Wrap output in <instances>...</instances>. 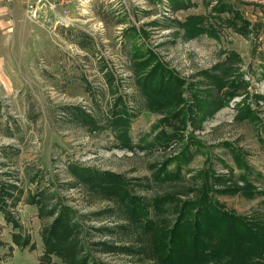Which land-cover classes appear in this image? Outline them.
I'll list each match as a JSON object with an SVG mask.
<instances>
[{
    "label": "rangeland",
    "instance_id": "374dc122",
    "mask_svg": "<svg viewBox=\"0 0 264 264\" xmlns=\"http://www.w3.org/2000/svg\"><path fill=\"white\" fill-rule=\"evenodd\" d=\"M192 1L177 11L171 0L77 2L68 26L27 16L0 40V264H68L55 251L45 255L43 235L67 206L80 225L79 261L156 264L153 231L171 227L205 181L244 186L248 178L264 190V0H222L253 23L248 36L221 27L228 12L213 10L217 0ZM195 14L214 32L188 38L173 20ZM148 49L186 81L193 109L233 90L232 80L250 85L213 116L170 125L163 119L172 106L137 77L135 62ZM246 104L253 115L240 118ZM176 126L182 136L168 139ZM188 143L190 161L170 162ZM106 173L123 180L100 181ZM126 191L137 203L123 199ZM165 194L170 201L158 206ZM213 197L236 214L264 213L263 196ZM15 232L30 244L17 245Z\"/></svg>",
    "mask_w": 264,
    "mask_h": 264
},
{
    "label": "trees",
    "instance_id": "16d2710c",
    "mask_svg": "<svg viewBox=\"0 0 264 264\" xmlns=\"http://www.w3.org/2000/svg\"><path fill=\"white\" fill-rule=\"evenodd\" d=\"M171 4L172 8L177 11L195 6L196 3L192 0H171ZM213 8L219 16L228 12V16L225 18L219 17L221 27L227 24L228 27L244 36H248L254 30L253 23L244 18L241 12L230 2L217 0L213 4ZM173 20L181 28L186 29L188 38L196 37L202 32L208 34L214 32L213 26L206 23L207 17L201 14L188 16L185 21ZM179 32L180 29L177 34ZM139 56L141 57H137L135 62L138 80L141 81L151 96L155 95L154 98L162 95L164 100L160 103L161 105L164 107L172 106L163 120L173 126L174 121L180 122L184 128L188 121L194 124L198 122V119L213 116L216 110L228 105L240 88L245 87L246 89L250 85V82L242 77L239 79V84L236 80H232L233 90L208 101V106L198 101L193 109V105L189 104V99L184 95L188 87L183 78L181 79L180 76L166 68L153 49L141 51ZM222 84L220 82V86ZM257 96L264 98L262 95ZM195 97L200 100L197 94ZM239 111L242 113L245 111L243 116L240 114V118L245 117V115H253L248 104ZM175 128L177 130L167 135L168 139L182 136L180 134L181 128L177 126ZM164 132L163 129L162 133ZM190 147V143L186 144L179 155L171 157L170 162L183 165L189 162L193 153L190 151ZM237 160L241 164L246 163V160L240 156L237 157ZM166 172L169 175L172 174ZM162 174L159 177H162ZM98 179L109 182L123 180L115 174L107 173ZM242 180L244 186L238 184L224 187L215 186L217 183H224L227 180H215L217 181L215 184L205 181L201 184L203 188L200 191L199 200H187L178 211V218L171 227L162 226L160 230L153 231L154 249L152 255L157 257L156 264H264V213L255 216L236 214L232 210H227L220 201L213 197L215 190H218L220 192L231 191L234 194L242 191L248 198L260 196L264 198L263 189L256 187L248 178ZM1 197L2 194H0V200ZM126 197L132 203H137L135 196L129 194L128 191L124 192L123 199L125 200ZM170 199L171 196L167 194L156 196L155 203L160 206ZM137 209L136 207L135 210L137 211ZM69 212L70 208L64 207L54 219L53 224L44 229L45 255L48 256L55 251L62 255L68 264H90L85 257L79 261L82 251H79L74 236L76 231L79 232L80 225L71 220ZM8 219H11L10 213H8ZM149 221L147 228L152 230L155 226L153 225L154 227L151 228L150 226L155 221ZM78 232L76 233L77 236ZM13 236L14 242L21 247L30 244V238L22 235V232H15Z\"/></svg>",
    "mask_w": 264,
    "mask_h": 264
},
{
    "label": "built area",
    "instance_id": "2783aa9c",
    "mask_svg": "<svg viewBox=\"0 0 264 264\" xmlns=\"http://www.w3.org/2000/svg\"><path fill=\"white\" fill-rule=\"evenodd\" d=\"M16 1V0H10ZM90 0H22L24 11L30 20L54 24L55 26H68L72 23V8L79 2L82 6ZM84 10V8H81Z\"/></svg>",
    "mask_w": 264,
    "mask_h": 264
},
{
    "label": "crops",
    "instance_id": "0c3cea01",
    "mask_svg": "<svg viewBox=\"0 0 264 264\" xmlns=\"http://www.w3.org/2000/svg\"><path fill=\"white\" fill-rule=\"evenodd\" d=\"M25 23L29 21L22 0H0V40L9 38L13 29H18Z\"/></svg>",
    "mask_w": 264,
    "mask_h": 264
}]
</instances>
